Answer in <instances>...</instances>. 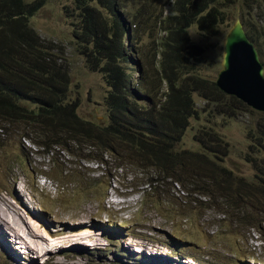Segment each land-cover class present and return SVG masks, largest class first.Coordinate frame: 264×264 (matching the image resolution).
<instances>
[{"label":"trees","instance_id":"1","mask_svg":"<svg viewBox=\"0 0 264 264\" xmlns=\"http://www.w3.org/2000/svg\"><path fill=\"white\" fill-rule=\"evenodd\" d=\"M147 1L140 7L141 17L129 18L120 0H74L80 20L74 31L76 51L90 71L102 74L107 86L108 122L96 124L81 119L76 113L78 103L68 98L69 70L55 53L57 45L42 38L30 24L44 0H0V141H28L50 156L52 164L59 151L73 156L82 149L87 161L97 165L112 160L115 170L138 167L154 177L145 183L144 199L163 193V185L174 182L185 193L183 208H211L226 218L229 210L240 228L252 227L262 234L264 113L224 94L215 80L199 74L197 67L203 64L206 51L192 43L188 30L194 25L205 36L224 37L227 32L221 26L228 21L224 8L238 3L239 19L264 66V0H229L227 7L221 5L224 0H167L151 20L146 15L154 11L150 4L155 0ZM166 5L168 15H164ZM126 27L131 29V46L145 33L157 35V42H151L145 53L150 56L149 67H141L144 62L135 58L136 83L125 65L130 59ZM142 95L149 106L140 102ZM194 96L205 103L201 108ZM209 105V114L252 119L247 130L250 144L243 155L252 166L250 180L235 176L214 155L217 166L203 153L177 149L190 120L198 119ZM208 129L202 127L195 142L207 146L222 140ZM165 200L170 202L167 192ZM163 215L173 219L171 212Z\"/></svg>","mask_w":264,"mask_h":264},{"label":"rangeland","instance_id":"2","mask_svg":"<svg viewBox=\"0 0 264 264\" xmlns=\"http://www.w3.org/2000/svg\"><path fill=\"white\" fill-rule=\"evenodd\" d=\"M166 1L155 0L150 4L154 11L147 12L146 17L151 20ZM120 3L129 18L140 16V7L145 4L144 0H120ZM228 4L229 0L221 3L225 7ZM163 10L168 15L170 7L166 5ZM224 11L228 21L221 27L228 32L239 19L241 7L237 3ZM79 23L74 0H44L30 19L32 28L42 38L57 45L56 55L67 64L68 98L78 103L77 115L105 124L107 86L102 74L90 71L76 51L74 31ZM188 31L192 43L206 51L197 71L215 80L221 68L224 37L205 36L194 25ZM156 36L154 32L145 33L132 43L134 47L130 45V59L125 65L133 72L134 83L139 75L135 58L144 62L141 67H149L150 56L145 57V53L151 42H157ZM262 42L264 50V35ZM194 98L199 108L205 104L197 96ZM140 102L149 106L145 95ZM209 108L210 105L206 111H200L198 119L190 120L177 149L203 153L214 166L219 163L214 156L221 158V166L250 180L252 166L244 162L243 155L250 144L247 130L252 119L209 114ZM202 127L209 128L222 140L210 141L207 146L195 142L194 136ZM21 142L18 138L0 141V211L5 218L0 220V234L4 236H0V264H19V260L24 264H196L193 258L210 264H264V224L261 238L254 228L245 230L234 223L229 210L226 218L224 213L211 208L203 211L190 205L183 208L185 193L174 182L163 185V193L158 191L144 199L141 192L146 190L145 183L149 177L154 178L147 176V171L131 165L115 170L112 160L97 165L87 161L82 149L73 156L59 151L56 164H52L50 156L42 154L41 149L28 141ZM166 192L169 203L165 200ZM166 211L172 213V220L164 217ZM183 215L187 217L181 220L177 217ZM23 238L27 242L37 241L41 252L27 247Z\"/></svg>","mask_w":264,"mask_h":264},{"label":"water","instance_id":"3","mask_svg":"<svg viewBox=\"0 0 264 264\" xmlns=\"http://www.w3.org/2000/svg\"><path fill=\"white\" fill-rule=\"evenodd\" d=\"M215 85L224 94L264 113V66L240 19L235 20L224 36Z\"/></svg>","mask_w":264,"mask_h":264},{"label":"clouds","instance_id":"4","mask_svg":"<svg viewBox=\"0 0 264 264\" xmlns=\"http://www.w3.org/2000/svg\"><path fill=\"white\" fill-rule=\"evenodd\" d=\"M126 29H127V39H128V44H127V46L128 47H130V44H129V42H130V39H129V34L131 33V29H130V27H126ZM133 49V52H134V48H132ZM138 68V67H137ZM44 182L45 183H49V181H46L45 179H44ZM141 194H142V192H141ZM258 232V231H257ZM258 234H260L261 235V238H262V234H261V232H258ZM0 236H2V237H4L3 236V233L1 232V234H0ZM262 240L264 241V238H262ZM259 243V242H258ZM5 251V254L8 256L9 255V253L6 251V250H4ZM22 255V258L25 256L24 254H21ZM26 257V256H25ZM29 257H26V259L25 260H27ZM30 258H32L31 256H30ZM34 260V262H36V260L37 259H33ZM195 261V260H194ZM195 262H197L196 264H210V262H208V261H201V262H198V261H195ZM14 264V263H13ZM19 264H24V261L22 262L21 260H19ZM36 264V263H35Z\"/></svg>","mask_w":264,"mask_h":264},{"label":"bare ground","instance_id":"5","mask_svg":"<svg viewBox=\"0 0 264 264\" xmlns=\"http://www.w3.org/2000/svg\"><path fill=\"white\" fill-rule=\"evenodd\" d=\"M8 206V205H7ZM7 211V210H6ZM3 213H4V211H3ZM4 214H6V213H4ZM17 214V213H16ZM15 215V214H14ZM18 215V214H17ZM12 216V215H11ZM3 217H4V215H2V212L0 211V220H5V218L3 219ZM15 218H17V217H15ZM19 219V218H18ZM17 219V220H18ZM25 219V218H24ZM21 220H23V219H21ZM22 222V221H21ZM4 223H7V222H4ZM7 226V225H6ZM10 226V225H9ZM16 226V225H15ZM22 227V226H21ZM20 227V228H21ZM7 228V227H6ZM9 228V227H8ZM7 228V229H8ZM20 233V232H19ZM22 233V232H21ZM24 234V233H23ZM17 236H18V234H17ZM21 236V235H20ZM22 236H24V235H22ZM28 236V235H27ZM30 236V235H29ZM31 238V237H30ZM27 240H28V238H26ZM23 243L27 246V247H29V248H35V250L37 251V252H41V248H39L37 245H39V243L37 242V241H35V240H30L29 242H27V241H25L24 240V238H23ZM23 251V250H22ZM23 253H24V251H23ZM28 260V259H27Z\"/></svg>","mask_w":264,"mask_h":264}]
</instances>
